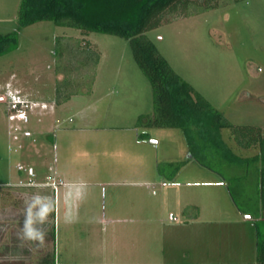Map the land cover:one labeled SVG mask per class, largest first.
<instances>
[{
  "label": "rangeland",
  "instance_id": "1",
  "mask_svg": "<svg viewBox=\"0 0 264 264\" xmlns=\"http://www.w3.org/2000/svg\"><path fill=\"white\" fill-rule=\"evenodd\" d=\"M192 1L146 35L227 122L264 136V0ZM20 5L0 0V34L18 38L0 56V264L46 255L58 264H258L262 161L208 168L190 158L180 128L138 125L154 94L129 39L52 20L20 26ZM7 82L27 99L23 88L38 101L62 99L45 118L64 122L60 130H41L33 112L10 121ZM66 124L79 128L66 133ZM222 134L237 154L258 152L238 146L229 127ZM20 164L33 166L35 182L60 169L72 195L60 188L56 208L53 188L21 185L31 176Z\"/></svg>",
  "mask_w": 264,
  "mask_h": 264
},
{
  "label": "trees",
  "instance_id": "2",
  "mask_svg": "<svg viewBox=\"0 0 264 264\" xmlns=\"http://www.w3.org/2000/svg\"><path fill=\"white\" fill-rule=\"evenodd\" d=\"M198 1V0H196ZM192 0H21L18 14L20 26L41 20H52L58 25L74 27L83 34L101 32L129 39L138 66L151 82L154 94V112L145 123L147 127H176L184 133L190 158L212 168L219 163L262 161L258 170V192L264 216V136L261 128L239 126L227 122L223 113L178 74L161 54L146 31L158 27L165 12L183 6ZM210 7L215 6L212 0ZM16 32L0 34V56L16 48ZM62 99L56 96V102ZM229 127L238 146L244 149L258 147L251 156L237 154L227 143L222 129ZM139 138H148L142 132ZM230 190V189H229ZM235 201V196L230 190ZM236 202V201H235ZM257 262L264 264V219L255 220ZM40 264H58L54 255H46Z\"/></svg>",
  "mask_w": 264,
  "mask_h": 264
},
{
  "label": "crops",
  "instance_id": "3",
  "mask_svg": "<svg viewBox=\"0 0 264 264\" xmlns=\"http://www.w3.org/2000/svg\"><path fill=\"white\" fill-rule=\"evenodd\" d=\"M8 85H10L8 87ZM6 86L8 87L7 90H12V91H17L18 89H21L18 85H13L12 83L10 82H7ZM23 90L25 91V96L29 98V100H32L34 102H37L38 105L33 108V110L31 112L35 113V114H38L40 117H39V121H40V124L42 126V129L43 131H45L46 133H56L57 130H60V127H62L63 123L64 122H45V118L48 117V116H52L54 114V109H55V104H58L56 102V97L54 98V101H52L51 103H48L46 101H38V100H35L33 97L34 93L32 92L31 88H23ZM43 104H47V107H43ZM38 108H40V110H37ZM49 109L48 112H44L46 109ZM39 111V112H38ZM79 125H75V126H70L69 124H66L64 129H63V132H66V133H72L73 131L75 132L77 130V127ZM85 128H81V130H84ZM102 130L100 129H94V132L97 134V133H100ZM10 134V132H9ZM12 138V137H11ZM140 139V138H139ZM13 141V139L11 140ZM140 142V141H139ZM14 143V142H12ZM37 149V147H36ZM33 167V166H32ZM35 171V169H34ZM55 174L53 176V179H49L47 178V181L45 182H35L34 185H31V186H35L37 183H39V187H41V191L42 190H45V191H48V189H51L53 188L54 189V195H52V198L54 200V204H55V207L57 208V203L58 201H60V196L58 194V190L60 188H63L62 191H64V194L62 195L63 196V199L64 197H66L67 199L72 195V191L70 188H67V186L70 185V181H66V179H62L64 176H66L64 174V172H62L60 169L58 168H55ZM57 177V178H56ZM23 185V184H21ZM62 186V187H61ZM57 210H55V213H56Z\"/></svg>",
  "mask_w": 264,
  "mask_h": 264
},
{
  "label": "built area",
  "instance_id": "4",
  "mask_svg": "<svg viewBox=\"0 0 264 264\" xmlns=\"http://www.w3.org/2000/svg\"><path fill=\"white\" fill-rule=\"evenodd\" d=\"M7 92L9 94V98H7L6 100L9 109V114H8L9 120L27 121L29 114L31 113L33 108H35L38 105V103L22 97L19 91L7 90ZM43 107H47L46 104H43ZM10 133L14 141L18 139V136L15 133H13V131H11ZM23 134L24 136H31L32 133L29 130H25ZM19 166L20 168L27 170L28 174L31 176L28 182L24 183L23 185H34L35 184V181L33 179V177L35 176L34 168L32 166H29L28 169H26L25 166L21 164Z\"/></svg>",
  "mask_w": 264,
  "mask_h": 264
},
{
  "label": "clouds",
  "instance_id": "5",
  "mask_svg": "<svg viewBox=\"0 0 264 264\" xmlns=\"http://www.w3.org/2000/svg\"><path fill=\"white\" fill-rule=\"evenodd\" d=\"M29 235H33V233L31 231H29Z\"/></svg>",
  "mask_w": 264,
  "mask_h": 264
}]
</instances>
